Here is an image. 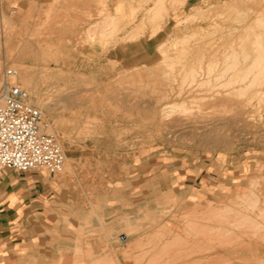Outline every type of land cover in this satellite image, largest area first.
Instances as JSON below:
<instances>
[{
  "label": "rangeland",
  "instance_id": "374dc122",
  "mask_svg": "<svg viewBox=\"0 0 264 264\" xmlns=\"http://www.w3.org/2000/svg\"><path fill=\"white\" fill-rule=\"evenodd\" d=\"M37 2L0 4V98L67 158L28 264H264V0Z\"/></svg>",
  "mask_w": 264,
  "mask_h": 264
},
{
  "label": "crops",
  "instance_id": "0c3cea01",
  "mask_svg": "<svg viewBox=\"0 0 264 264\" xmlns=\"http://www.w3.org/2000/svg\"><path fill=\"white\" fill-rule=\"evenodd\" d=\"M8 1L0 0V4ZM37 1L42 4V0ZM205 175L187 176L192 183L190 190L207 188L209 177ZM59 188L55 176L44 172H5L0 181V264H28L42 259V253L34 250L36 240L30 236L44 226Z\"/></svg>",
  "mask_w": 264,
  "mask_h": 264
},
{
  "label": "built area",
  "instance_id": "2783aa9c",
  "mask_svg": "<svg viewBox=\"0 0 264 264\" xmlns=\"http://www.w3.org/2000/svg\"><path fill=\"white\" fill-rule=\"evenodd\" d=\"M0 100V181L9 170L62 172L66 154L54 135L41 131L43 114L30 103L28 92L6 82Z\"/></svg>",
  "mask_w": 264,
  "mask_h": 264
},
{
  "label": "bare ground",
  "instance_id": "6f19581e",
  "mask_svg": "<svg viewBox=\"0 0 264 264\" xmlns=\"http://www.w3.org/2000/svg\"><path fill=\"white\" fill-rule=\"evenodd\" d=\"M160 1L164 2L165 0H164V1H163V0H160ZM229 3H230V2H229ZM244 3H245V2H244ZM158 4H160V3H157V5H158ZM163 4H164V3H163ZM157 5H156V6H157ZM160 6H161V5H160ZM160 6H159V7H160ZM231 6H232V5H231ZM161 7H163V6H161ZM157 8H158V7H157ZM153 9H154V8H153ZM250 12H251V11H250ZM157 14H158V13H157ZM259 17H260V16H259ZM259 17H257V18H259ZM262 21H263V20H262ZM260 24H261V23H260ZM262 25H263V24H262ZM154 29H155V28H154ZM155 30H156V29H155ZM151 31H153V30H151ZM137 32H138V31H137ZM137 32H136V33H137ZM136 33H133V34H136ZM139 34H140V32H138L137 35L139 36ZM254 34H255V33H254ZM256 34H258V33H256ZM137 35H135V36H137ZM132 37H133V35H132ZM259 37H260V35H259ZM150 38H151V37H150ZM247 38H248V37H247ZM257 39H258V37H257ZM261 40H262V39H261ZM257 41H258V40H257ZM257 41H256V42H257ZM258 42H259V41H258ZM258 42H257V43H258ZM242 43H243V42H242ZM242 43H241V44H242ZM188 44H189V43H188ZM255 44H256V43H255ZM259 44H260V43H259ZM259 44H256V45L258 46ZM262 44H263V43H262ZM260 45H261V44H260ZM182 46H183V45H182ZM196 46H197V45H196ZM198 46H199V45H198ZM241 46H242V45H241ZM260 47H261V46H260ZM183 48H184V47H183ZM230 48H231V47H230ZM232 48H233V47H232ZM244 48H245V47H244ZM261 48H262V47H261ZM261 48H259V50H258V58H257L256 60H257V62H260V61H261V62L263 63V62H264V61H263V60H264V47H263V49H261ZM217 50H218V49H217ZM182 51H183V50H182ZM240 51H241V50H240ZM185 52H186V51H185ZM187 52H188V51H187ZM236 52H237V51H236ZM234 53H235V52H234ZM241 53H242V52H241ZM243 53H245V52H243ZM204 54H205V53H204ZM235 54H236V53H235ZM219 55H220V54H219ZM236 55H237V54H236ZM245 55H246V54H245ZM163 56H164V54H163ZM223 56H224V55H223ZM243 58H244V57H243ZM245 58L248 59V57H245ZM167 59H168V58H167ZM227 59H228V58H227ZM232 59H233V58H232ZM232 59H230L229 61H231ZM236 59H237V58H236ZM247 59H246V60H247ZM224 61H225V59H224ZM254 61H255V60H254ZM164 62H165V61H164ZM227 62H228V61H227ZM227 62H226V63H227ZM218 63H219V62H218ZM230 63H231V62H230ZM243 63H245V62H243ZM262 63H261V64H262ZM203 64H204V63H203ZM253 64H254V63H253ZM232 65H233V64H232ZM254 65H255V64H254ZM254 65H252V66H254ZM256 65H258V63H257ZM259 65H260V63H259ZM200 66H201V63H200ZM223 66H224V65H223ZM237 66H238V65H237ZM252 66H251V67H252ZM261 66H263V65H261ZM207 67H208V66H207ZM214 67H215V66H214ZM254 67L256 68V66H254ZM258 67H260V66H258ZM210 68H211V69L213 68L212 65H211V67L209 66V69H210ZM216 68H217V67H216ZM222 68H223V67H222ZM248 68L250 69V67H248ZM252 68H253V67H252ZM263 68H264V67H263ZM263 68H262V69H263ZM228 69H229V68H228ZM233 69H234V68H233ZM233 69H232V70H233ZM249 69H248V70H249ZM184 70H185V69H184ZM206 70H207V69H206ZM215 70H217V69H215ZM250 70H251V71H252V70L255 71L256 69L254 70V68H253V69H250ZM250 70H249V71H250ZM263 70H264V69H263ZM263 70H262V71H263ZM228 71H229V70H228ZM230 71H231V70H230ZM249 71H248V72H249ZM185 72H186V71H185ZM209 72H210V71H209ZM213 73H215V72H213ZM233 73H234V72H233ZM249 73H251V72H249ZM187 74H188V73H187ZM202 74H203V73H202ZM210 74H211V73H210ZM223 74H225V73L223 72ZM223 74H222V75H223ZM231 74H232V73H231ZM241 74H242V73H241ZM246 74H247V73H246ZM246 74H245V72H244V78H245V75H246ZM252 74H253V73H252ZM257 74H259V73H257ZM212 75H213V74H212ZM169 76H170V75H169ZM195 76H196V75H195ZM199 76H200V75H199ZM223 76H224V75H223ZM235 76H236V75H235ZM242 76H243V75H242ZM247 76H248V78H249V76H251V75H250V74H247ZM240 77H241V76H240ZM255 77H256V76H255ZM255 77H254V78H255ZM211 78H212V77H211ZM219 78H220V77H219ZM221 78H222V77H221ZM229 78H230V77H229ZM234 79H235V78H234ZM194 80H195V79H194ZM207 80H208V79H207ZM237 80H239V79H237ZM242 80H243V79H242ZM192 81H193V80H192ZM209 81H210V80H209ZM229 81H230V80H229ZM245 81H246V79H245ZM245 81H242V82H245ZM254 81H255V80H254ZM254 81H253V82H254ZM263 81H264V80H263ZM200 82H201V81H200ZM205 82H206V81H205ZM238 82H239V81H238ZM249 82H250V81H249ZM193 83H195V82L193 81ZM202 83H203V82H202ZM232 83H233V82H232ZM234 83H235V82H234ZM259 83H260V82H259ZM227 84H228V83H227ZM237 84H238V83H237ZM250 84H251V83H250ZM171 87H172V86H171ZM221 87H222V86H221ZM253 87H255V86H253ZM228 88H230V87H228ZM244 89H245V88H244ZM171 90H172V89H171ZM240 91H241V90H240ZM171 92H172V91H171ZM207 92H208V91H207ZM230 93H231V92H230ZM242 93H243V92H242ZM253 94H254V93H253ZM233 95H234V94H233ZM164 96H165V95H164ZM231 96H232V95H231ZM243 96H244V95H243ZM179 97H180V95H179ZM236 97H237V96H236ZM164 101H165V100H164ZM194 101H195V100H194ZM250 101H251V100H250ZM181 103H182V102H181ZM170 107H171V106H170ZM166 108H167V107H166ZM168 108H169V107H168ZM172 108H173V107H172ZM172 108H171V109H172ZM166 110H167V109H166ZM171 111H172V110H171ZM172 113H173V112H172ZM187 113H188V112H187ZM191 113H192V112H191ZM166 115H167V114H166ZM184 115H185V114H184ZM187 115H188V114H187ZM168 116H169V115H168ZM170 117H171V116H170ZM254 181H255V180H254ZM256 182H257V181H256ZM254 183H255V182H254ZM233 191H234V190H233ZM250 191H251V190H250ZM257 198H258V196H257ZM210 206H211V205H210ZM237 206H238V205H237ZM241 206H243V205H241ZM244 207H245V206H244ZM249 207H250V206H249ZM212 208H213V207H212ZM230 208H231V207H230ZM226 210H227V208H226ZM235 211H236V210H235ZM207 212H208V211H207ZM220 212H221V211H220ZM222 212H223V211H222ZM233 212H234V211H233ZM214 213H215V212H214ZM218 213H219V212H218ZM237 213H238V212H237ZM237 215H239V214H237ZM205 217H206V216H205ZM213 218H214V217H213ZM246 218H247V217H246ZM235 219H236V217H235ZM228 220H229V219H227V222H228ZM239 221H240V220H239ZM245 222H246V221H245ZM254 222H255V221H254ZM256 222H257V221H256ZM247 223H248V222H247ZM257 223H258V222H257ZM225 224H226V222H225ZM228 224H229V223H228ZM254 224H255V223H254ZM233 225H234V224H233ZM238 225H239V224H238ZM227 226H228V225H227ZM248 226H249V225H248ZM255 226H256V225H255ZM238 228H239V227H238ZM189 229H190V228H189ZM218 229H219V228H218ZM247 229H248V228H247ZM191 230H192V229H191ZM212 230H213V229H212ZM212 230H211V231H212ZM189 231H190V230H189ZM201 231H202V230H201ZM231 231H232V230H231ZM133 232H134V231H133ZM213 232H214V231H213ZM225 232H226V231H225ZM103 233H104V232H103ZM223 233H224V232H223ZM207 234H208V233H207ZM212 234H213V233H212ZM226 234H227V233H225V235H226ZM229 234H230V233H229ZM233 234H234V233H233ZM188 235H189V233H188ZM190 235H192V234H190ZM241 235H242V234H241ZM177 236H178V235H177ZM233 236L236 237L235 235H233ZM233 236H232V237H233ZM238 236H239V235H238ZM245 236H246V235H245ZM120 239H121V238H120ZM122 239H123V238H122ZM122 239H121V240H122ZM126 239L128 240V235H125V239H123V240H126ZM182 239H183V238H182ZM226 239H227V238H226ZM233 239H234V238H233ZM233 239H232V240H233ZM236 239H237V238H236ZM240 239H241V237H240ZM240 239H239V240H240ZM257 239H258V238H257ZM234 241H235V239L233 240V242H234ZM227 242H228V241H227ZM248 244H249V243H248ZM157 245H158V244H157ZM206 245H207V244H206ZM251 245H252V244H251ZM201 248H202V247H201ZM212 248H213V247H212ZM220 248H221V250H224V251H228V250H229L228 248H224V246H223V247H220ZM239 248H240V247H239ZM176 249H177V248H176ZM257 249H258V248H257ZM103 250H104V249H103ZM170 250H171V249H170ZM174 250H175V249H174ZM174 250H173V251H174ZM214 250H215V249H214ZM232 250H233V249H232ZM168 251H169V250H168ZM175 253H176V252H175ZM224 253H226V252H224ZM227 253L230 254V250H229ZM182 254H183V253H182ZM201 254H202V253H201ZM215 254H222V252H219V253H218V252H215ZM166 255H167V254H166ZM193 255H194V254H193ZM161 256H162V255H161ZM209 256H210V255H209ZM181 258H182V257H181ZM214 258H216V257H214ZM108 259H109V258H108ZM142 259H143V257H142ZM144 259H145V258H144ZM209 259H211V257H210ZM217 259H218V257H217ZM112 260H113V259H111V261H112ZM137 260H138V259H137ZM160 260H161V259H160ZM219 260H221V259H219ZM222 260H223V259H222ZM77 261H78V260H77ZM179 261H180V260H179ZM252 261H253V260H252ZM254 261H255V259H254ZM81 262H82V261H81ZM138 262H139V261H138ZM200 262H201V260H200ZM74 263H75V262H74ZM150 263H151V262H150ZM195 263H197L196 260H195ZM198 263H199V260H198ZM78 264H79V263H78ZM81 264H82V263H81Z\"/></svg>",
  "mask_w": 264,
  "mask_h": 264
}]
</instances>
